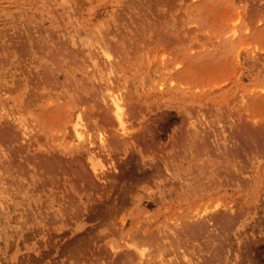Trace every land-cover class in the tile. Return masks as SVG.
<instances>
[{
  "label": "rangeland",
  "instance_id": "rangeland-1",
  "mask_svg": "<svg viewBox=\"0 0 264 264\" xmlns=\"http://www.w3.org/2000/svg\"><path fill=\"white\" fill-rule=\"evenodd\" d=\"M0 264H264V0H0Z\"/></svg>",
  "mask_w": 264,
  "mask_h": 264
},
{
  "label": "bare ground",
  "instance_id": "bare-ground-1",
  "mask_svg": "<svg viewBox=\"0 0 264 264\" xmlns=\"http://www.w3.org/2000/svg\"><path fill=\"white\" fill-rule=\"evenodd\" d=\"M70 72V71H69ZM52 75V74H51ZM54 81V80H53ZM93 82V81H92ZM79 85V84H78ZM84 85H85V83H84ZM39 86V85H38ZM86 86V85H85ZM87 87V86H86ZM262 88V87H261ZM263 90V89H262ZM261 91V90H260ZM251 92V91H250ZM65 94V93H64ZM90 94H91V92H90ZM65 96H66V94H65ZM119 98H121V97H119ZM122 99V98H121ZM122 101V100H121ZM113 102V104L112 105H114V106H112V109H113V112H114V116H115V120H116V124L119 126V128H120V132L122 133V132H125V131H127V128H126V121H125V116H124V114L126 113V112H123V106H122V104H121V102H119L118 101V98H115V97H113L112 98V101H111V103ZM48 103V102H47ZM84 107V106H83ZM114 107V108H113ZM123 109V110H122ZM101 110V109H100ZM18 110H16V112H17ZM67 115H65V116H67L68 117V120H67V118H66V121H68L69 122V127H70V129H71V132H72V134H73V136H74V140L76 141V144L77 143H79V145L80 144H83V137H82V131H83V128H84V121H82V117H81V115L79 114V112H77V110H76V112L75 113H72V112H68V113H66ZM28 116V115H27ZM89 116V115H88ZM30 117V116H29ZM28 117V118H29ZM27 118V119H28ZM23 119V118H22ZM26 120V119H25ZM23 122H24V120H23ZM64 122V121H63ZM67 122V123H68ZM13 123V122H12ZM18 123L20 124V126L22 127V132H23V134H25V135H28V133L30 132V131H25V130H23V123H20L19 121H18ZM25 124H27V121H26V123ZM65 124V123H64ZM28 125V124H27ZM30 126V125H29ZM28 126V127H29ZM67 126V125H66ZM28 127H26V128H28ZM31 127V126H30ZM29 127V128H30ZM68 127V126H67ZM65 129H66V127H65ZM28 130H30V129H28ZM32 130V129H31ZM86 130V129H85ZM65 131V130H64ZM66 131H67V129H66ZM68 131H69V128H68ZM28 132V133H27ZM71 132H69V133H71ZM249 132V131H248ZM30 133H32V132H30ZM69 133H67V134H69ZM126 133V132H125ZM70 135V134H69ZM88 135H89V133H88ZM29 136V135H28ZM115 138V137H114ZM104 139L105 138H103V136H102V134H100V135H98V140L100 141V144L102 145V146H104L105 145V142H104ZM29 141V140H28ZM70 141H73V140H70ZM69 141V142H70ZM68 142V145L69 144H71V143H69ZM74 142V141H73ZM87 143H91V142H87ZM75 145V144H74ZM76 146V145H75ZM107 146L108 145H106V149H107ZM77 147V146H76ZM109 148V147H108ZM110 148H111V146H110ZM109 148V149H110ZM93 151V150H92ZM109 153V152H108ZM112 153H113V151H112ZM111 154V153H110ZM91 160V159H90ZM41 163V162H40ZM11 164V163H10ZM6 172V171H5ZM18 190V189H17ZM12 195H13V193H12ZM13 197V196H12ZM4 204V203H3ZM35 211V210H34ZM198 218V217H197ZM203 219V218H202ZM210 220V219H209ZM188 221V220H187ZM194 222V221H193ZM183 224V223H182ZM179 225V224H178ZM185 225V224H184ZM182 227V226H181ZM160 234V233H159ZM132 240V239H131ZM157 247V246H156ZM157 250V249H156ZM132 253V252H131ZM140 253V252H139ZM132 257V256H131ZM169 261V260H168ZM124 262V261H123ZM127 262V261H126Z\"/></svg>",
  "mask_w": 264,
  "mask_h": 264
}]
</instances>
